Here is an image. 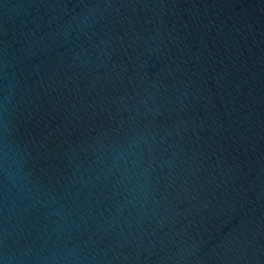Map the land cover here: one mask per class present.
Listing matches in <instances>:
<instances>
[{"label": "water", "instance_id": "1", "mask_svg": "<svg viewBox=\"0 0 264 264\" xmlns=\"http://www.w3.org/2000/svg\"><path fill=\"white\" fill-rule=\"evenodd\" d=\"M0 264H264V0H0Z\"/></svg>", "mask_w": 264, "mask_h": 264}]
</instances>
